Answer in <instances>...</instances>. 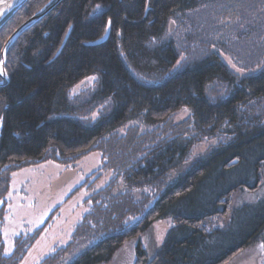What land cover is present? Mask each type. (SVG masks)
I'll return each instance as SVG.
<instances>
[{
	"label": "trees",
	"instance_id": "obj_1",
	"mask_svg": "<svg viewBox=\"0 0 264 264\" xmlns=\"http://www.w3.org/2000/svg\"><path fill=\"white\" fill-rule=\"evenodd\" d=\"M47 1L27 0L0 27V51L12 30ZM202 1L61 0L7 47V82L0 85V201L10 175L40 161L67 165L100 151L114 174L90 195L91 211L69 243L41 264H58L74 240L92 243L66 264L108 262L124 242L164 218L173 224L162 242L151 255L137 242L133 264H225L244 248L264 244V191L253 201L236 199L264 187V43L244 59L250 61L242 66L250 70L246 75L220 58L226 43L211 49L206 40L195 57L169 73L180 51L190 55V47L165 39L168 22ZM90 76L97 79L88 96L71 98L70 90ZM183 109L188 116L173 122ZM210 140L189 161L193 147ZM116 178L124 191L112 195ZM133 190L145 193L135 200ZM131 216L138 219L127 224ZM39 231L25 241L16 238L9 256L0 236V264H18Z\"/></svg>",
	"mask_w": 264,
	"mask_h": 264
},
{
	"label": "rangeland",
	"instance_id": "obj_2",
	"mask_svg": "<svg viewBox=\"0 0 264 264\" xmlns=\"http://www.w3.org/2000/svg\"><path fill=\"white\" fill-rule=\"evenodd\" d=\"M168 23L165 39L172 38L178 46L190 47V55L180 51L177 60L180 64L178 65L176 61L169 73L179 69L189 56L195 57L196 49L201 48L200 42L206 40L207 45H211L209 46L211 49L220 48L221 42L226 43L228 51H220V58L229 70L242 76L250 73V70L242 67L250 63L244 59L249 57L251 51H256L261 42L264 43V0H203L195 11L179 14L176 19ZM199 51V55L202 54V49ZM233 64L235 68L232 67ZM237 68L243 71L238 72ZM88 78L83 79L70 90L71 98L88 96L95 82H89ZM217 88H220V93L225 90L224 85ZM97 110H94L90 117L97 116ZM187 116L188 111L183 109L172 117L173 122H180ZM129 124L131 123L117 128L115 133L124 134ZM138 130L145 132L150 128L140 126ZM212 143L214 141L210 140L194 146L197 152L192 155L193 147L189 161L205 152ZM104 162L100 151H91L76 162L67 165L46 160L14 171L10 175L8 191L0 201V236L3 255L6 247L13 252L16 238L20 237L25 241L27 236L37 229L40 230L37 237L25 245V252L18 264H41L40 261L46 255L53 253L52 249L56 251L66 246L73 236L75 226L86 213L91 211L90 195L107 186L114 177L113 172L105 168ZM115 180L111 186L112 195L124 191L122 180L120 178ZM263 191L264 187L254 192H243L236 199L238 202L253 201ZM142 193H145V190L130 192L135 200L141 199ZM149 202L150 200L145 203V207ZM137 219L138 216H131L126 223L132 224ZM172 224L170 218L156 221L147 232L124 242L110 261L100 264H133L134 247L137 242L151 255L153 248L162 242L167 229ZM90 243L92 241L74 240V245L60 257L58 264H66ZM261 245L259 241L244 248L225 264H263L264 249Z\"/></svg>",
	"mask_w": 264,
	"mask_h": 264
},
{
	"label": "water",
	"instance_id": "obj_3",
	"mask_svg": "<svg viewBox=\"0 0 264 264\" xmlns=\"http://www.w3.org/2000/svg\"><path fill=\"white\" fill-rule=\"evenodd\" d=\"M27 0H13L10 5L12 7H7L2 13H0V27L26 2ZM61 0H48L40 9L36 10L30 17L26 18L19 26L12 30L11 34L3 43L0 51V69H2L3 74L0 75V85H4L7 82V75L4 69V54L7 47L15 40L17 37L27 30L30 26L44 17L50 10H52Z\"/></svg>",
	"mask_w": 264,
	"mask_h": 264
},
{
	"label": "snow or ice",
	"instance_id": "obj_4",
	"mask_svg": "<svg viewBox=\"0 0 264 264\" xmlns=\"http://www.w3.org/2000/svg\"><path fill=\"white\" fill-rule=\"evenodd\" d=\"M5 6H6V7H12V5H5ZM99 7H100V6L97 5V8H99ZM2 11H3V9H0V12H2ZM111 23H112V21H111V19L109 18V20L107 21V25H108V27L111 26ZM108 27L105 28V32H106V33H107V31H108ZM229 62H230V61H229ZM0 63H2V62H0ZM177 64L179 65V64H180V61H177ZM232 67L235 68L236 66L233 64ZM236 71H238V72H242L243 70L237 68ZM2 74H3L2 69H0V75H2ZM141 78H142V77H141ZM96 79H97V78L94 77V76L88 78L89 82H91V81H95ZM101 108H103V105H101ZM85 119H87V118H85ZM91 119L95 120V119H96V116L93 115V116L91 117ZM196 152H197V148L194 147L192 155H195ZM186 163H187V161H186ZM158 239H159V238H158ZM261 247L264 248V244H262ZM51 251L55 252V249H52ZM10 252H11V249H9V248H7V247L4 249V255H9Z\"/></svg>",
	"mask_w": 264,
	"mask_h": 264
},
{
	"label": "bare ground",
	"instance_id": "obj_5",
	"mask_svg": "<svg viewBox=\"0 0 264 264\" xmlns=\"http://www.w3.org/2000/svg\"><path fill=\"white\" fill-rule=\"evenodd\" d=\"M12 1L13 0H0V9H3V11H4L7 8L5 5H10ZM2 12H0V13H2Z\"/></svg>",
	"mask_w": 264,
	"mask_h": 264
}]
</instances>
